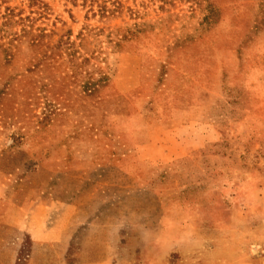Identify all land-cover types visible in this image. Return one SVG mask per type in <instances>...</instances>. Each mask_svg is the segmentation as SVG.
I'll use <instances>...</instances> for the list:
<instances>
[{
    "label": "rangeland",
    "instance_id": "374dc122",
    "mask_svg": "<svg viewBox=\"0 0 264 264\" xmlns=\"http://www.w3.org/2000/svg\"><path fill=\"white\" fill-rule=\"evenodd\" d=\"M153 248L264 263V0H0V264Z\"/></svg>",
    "mask_w": 264,
    "mask_h": 264
},
{
    "label": "crops",
    "instance_id": "0c3cea01",
    "mask_svg": "<svg viewBox=\"0 0 264 264\" xmlns=\"http://www.w3.org/2000/svg\"><path fill=\"white\" fill-rule=\"evenodd\" d=\"M70 216L66 215L64 218L60 217L59 220L51 224L47 220L43 218V220H35L34 224H32L29 228L30 237L36 242L41 241H51V240H58V239H66L68 237L64 234L65 230L68 229ZM52 222V221H51ZM149 251L150 256V264H161L162 261L165 259L164 253L160 249H150ZM161 252V253H160ZM110 253V251H109ZM182 254V253H181ZM243 255V252H241ZM156 255V256H155ZM226 264H252L248 261L247 257L244 256L240 257L237 255L235 259H229ZM264 264V263H263Z\"/></svg>",
    "mask_w": 264,
    "mask_h": 264
}]
</instances>
